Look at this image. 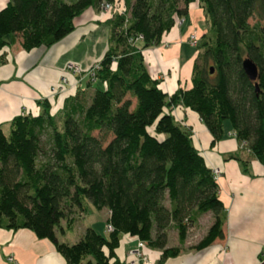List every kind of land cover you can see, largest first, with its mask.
I'll use <instances>...</instances> for the list:
<instances>
[{
    "label": "trees",
    "instance_id": "obj_1",
    "mask_svg": "<svg viewBox=\"0 0 264 264\" xmlns=\"http://www.w3.org/2000/svg\"><path fill=\"white\" fill-rule=\"evenodd\" d=\"M193 2L208 26L201 35L193 32L191 86L168 93L143 51L159 45ZM103 3L112 5L108 46L86 70L87 85L55 113L44 98L39 113L13 116L7 133L0 124V227L49 238L67 264H119L115 250L123 233L167 258L179 254L200 216L212 213L193 244L201 249L223 236L226 207L218 175L172 110L196 111L211 145L229 125L241 149L264 164V0H8L0 9V48L17 37L26 51L49 47L75 28L85 9L104 11ZM248 57L257 66L255 80L243 68ZM225 158L249 172L248 157L230 152ZM85 199L109 210L112 230L90 225L77 241L60 240L61 222L72 228ZM171 230L178 245L169 244Z\"/></svg>",
    "mask_w": 264,
    "mask_h": 264
},
{
    "label": "crops",
    "instance_id": "obj_2",
    "mask_svg": "<svg viewBox=\"0 0 264 264\" xmlns=\"http://www.w3.org/2000/svg\"><path fill=\"white\" fill-rule=\"evenodd\" d=\"M7 1L0 0V9ZM189 8V22L185 28L183 23L187 19L182 17V21L162 37L159 45L143 51L148 70L160 79L159 86L168 93L179 86H191L193 59L197 51H192L187 37L192 32L201 35L208 26L207 23L200 26L206 19L197 2L191 3ZM110 16L111 11L99 12L94 7L87 8L75 18V28L49 47L38 46L26 51L21 46L20 37H17L13 43L0 48V124L5 131L16 114L39 113L43 107L42 99L50 102V112L55 113L62 108L65 97L87 85L89 78L86 70L102 57L108 46L109 27L105 19ZM6 38L10 40L8 36ZM71 61L78 63L85 72L80 75L67 73L65 65ZM62 75L67 76L66 83L60 82ZM51 86H56V90H52ZM172 115L182 125L192 129L196 149L201 151L207 165L220 171L216 181L218 194L226 207L224 232L211 244L201 249L194 248L193 244L200 240L213 220L212 213H205L197 224L190 227L178 255L162 258L159 248L148 245L143 252L151 264H259L264 251V164L250 156L246 149H241L229 125L225 124L228 130L226 136L211 145V133L196 111L177 105L173 107ZM230 152L249 158V172L242 170L238 160L225 158ZM84 215L85 212L78 214L72 228L66 229V223L62 221L63 231H57L58 238L65 242L77 241L90 225L107 234L109 210L105 225L102 222L79 225ZM77 226V231L72 233ZM191 233L197 234L194 242L189 240ZM168 240L170 245L179 244L176 230L169 232ZM136 241L137 236L123 233L115 250L119 264H129L128 252L135 247ZM8 255L16 258L18 264H67L66 258L49 238H39L26 227H0V264H9Z\"/></svg>",
    "mask_w": 264,
    "mask_h": 264
},
{
    "label": "rangeland",
    "instance_id": "obj_3",
    "mask_svg": "<svg viewBox=\"0 0 264 264\" xmlns=\"http://www.w3.org/2000/svg\"><path fill=\"white\" fill-rule=\"evenodd\" d=\"M184 17H186L187 22L183 23V28H185L187 26L188 22H189L188 14L186 16H184ZM255 21H256V18L255 17L250 18V22L251 23H254ZM205 23H207V22L202 21V23L200 24V26L201 27H202V25L205 26ZM187 41H188V39H187ZM187 43L188 44H191V49H192V51H194L195 50V44L194 43H191V41H188ZM183 54L186 55L187 53H183ZM65 68H66V65H65ZM66 71H67V73L71 74L70 71H68L67 68H66ZM72 74H73V72H72ZM63 76H66V75H62L61 76V79H62ZM227 123H228V121H227ZM5 132L7 133L8 130L6 129ZM86 202H87V205H86V208L84 210L85 211V215L81 219V222L79 223V225H81V224H87V223L90 224V222H96L98 224L102 222L105 225V221L104 220H105V217L107 216V210H106V208L103 207V208L97 209V208H95L93 206V204L90 201L86 200ZM78 227L79 226H77V228H75L72 231V233H75V231H77ZM68 233H71V232H68ZM196 237H197V234L191 233L190 238H189L190 242H194ZM133 248H131V249H133ZM130 254H131L130 255L131 256L130 257L131 260H132V258H135V264H151L150 261H149V259H148V256L147 255L146 256H138L137 254H135V255H133V253H130ZM131 260H129V262ZM259 264H261L260 263V260H259Z\"/></svg>",
    "mask_w": 264,
    "mask_h": 264
},
{
    "label": "built area",
    "instance_id": "obj_4",
    "mask_svg": "<svg viewBox=\"0 0 264 264\" xmlns=\"http://www.w3.org/2000/svg\"><path fill=\"white\" fill-rule=\"evenodd\" d=\"M102 8L104 11H109L112 8V5L109 3H103L102 4ZM188 41H191V43L196 44L197 43V35L195 33H190L188 36ZM66 68L68 69V71H70V73L72 74H79L83 71V68H81V66L76 63V62H68L66 64ZM68 81L67 76H63L61 79L62 83H66ZM52 90H56V86H51ZM214 172L216 173V175L220 174L219 169L215 168ZM112 230V226L111 225H106V231H111ZM137 245L133 248L129 250V255H131L130 253H133V255L137 254L138 256H146V254L143 252L146 246V243L141 241V240H137ZM131 257V256H130ZM8 259V263L9 264H18V261L16 258H14L11 255L7 256ZM131 260V259H130ZM130 264H135V258H132V260L129 262ZM260 263L264 264V251L262 252V256L260 257Z\"/></svg>",
    "mask_w": 264,
    "mask_h": 264
},
{
    "label": "water",
    "instance_id": "obj_5",
    "mask_svg": "<svg viewBox=\"0 0 264 264\" xmlns=\"http://www.w3.org/2000/svg\"><path fill=\"white\" fill-rule=\"evenodd\" d=\"M243 68L246 71L248 77L250 79L255 80L258 76L257 66L253 60H251L249 57L244 59L243 62ZM213 71L212 68L210 70Z\"/></svg>",
    "mask_w": 264,
    "mask_h": 264
}]
</instances>
